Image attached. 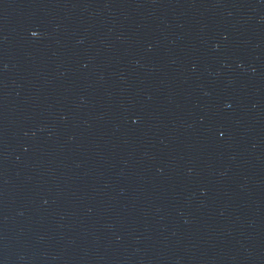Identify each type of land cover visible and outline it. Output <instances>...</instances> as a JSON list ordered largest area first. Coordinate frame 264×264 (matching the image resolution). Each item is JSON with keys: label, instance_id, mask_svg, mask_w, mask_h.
Segmentation results:
<instances>
[{"label": "water", "instance_id": "water-1", "mask_svg": "<svg viewBox=\"0 0 264 264\" xmlns=\"http://www.w3.org/2000/svg\"><path fill=\"white\" fill-rule=\"evenodd\" d=\"M0 264H264V0H0Z\"/></svg>", "mask_w": 264, "mask_h": 264}]
</instances>
